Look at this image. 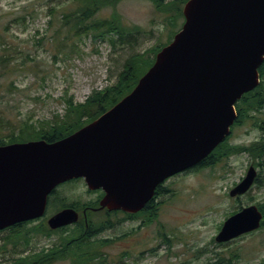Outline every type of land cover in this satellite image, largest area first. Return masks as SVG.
Instances as JSON below:
<instances>
[{
	"label": "water",
	"instance_id": "water-1",
	"mask_svg": "<svg viewBox=\"0 0 264 264\" xmlns=\"http://www.w3.org/2000/svg\"><path fill=\"white\" fill-rule=\"evenodd\" d=\"M185 22L134 90L74 134L50 143L0 146V231L42 219L50 195L83 179L105 195L99 210L137 214L165 181L202 164L230 135L236 104L261 82L264 0H189ZM258 170L250 166L231 198L245 196ZM257 205L227 218L217 243L258 231ZM65 208L47 224H76Z\"/></svg>",
	"mask_w": 264,
	"mask_h": 264
},
{
	"label": "rangeland",
	"instance_id": "rangeland-1",
	"mask_svg": "<svg viewBox=\"0 0 264 264\" xmlns=\"http://www.w3.org/2000/svg\"><path fill=\"white\" fill-rule=\"evenodd\" d=\"M53 7L56 13L50 15L48 12ZM73 7L72 0H0V58L9 59L5 64L0 63V139L8 141L28 119L38 123L64 114L65 105L60 99L67 89L78 102H84L94 90L114 82L129 57L168 44L173 30L167 22L170 14L158 11L150 0H123L117 12L124 24L139 26L144 31L137 44H118L113 49L108 42L88 38L80 43V56L65 55L58 52L55 34L62 14ZM110 15V10L99 13L103 18ZM181 24L182 20L177 28ZM261 136V131L250 125L240 126L234 128L231 142L250 144ZM251 164L247 155H236L213 168L193 170L170 179L165 187L172 192L158 200V219L142 228H139L142 219L126 221L108 231L103 238L114 239L128 232L130 236L104 247V254L109 260L128 251L131 257L125 260L126 264H264V229L228 244L215 240L231 213L264 203V167L257 168L260 183L248 194L239 200L230 197L231 190L245 177ZM57 189L58 195L49 198L48 218L59 209V195L70 202H87L98 197L97 192L88 190L84 180ZM122 218L123 215H118L112 220ZM95 220L99 223L101 218ZM6 234H0V242ZM67 234L35 238L25 255L49 249L54 244L62 245L61 237ZM166 237L170 242H166ZM12 248L10 245L8 249ZM233 253L240 256L230 262L231 254L236 255ZM10 256L6 254V260ZM2 264L8 262L3 260Z\"/></svg>",
	"mask_w": 264,
	"mask_h": 264
},
{
	"label": "trees",
	"instance_id": "trees-1",
	"mask_svg": "<svg viewBox=\"0 0 264 264\" xmlns=\"http://www.w3.org/2000/svg\"><path fill=\"white\" fill-rule=\"evenodd\" d=\"M72 1L74 2L73 9L62 14L59 20L60 25L56 30L55 35L58 37L59 53L80 56L82 54L80 43L88 38H91L94 42H108L113 49H116L118 44H137L138 37L144 34L141 27L124 24L121 15L117 12V7L123 0ZM150 1L158 11L170 14L167 19L169 26L173 28L170 32L171 36L168 43L170 44L184 24L183 8L189 0ZM104 10H110L111 15L105 18L99 17V13ZM48 13L55 15L56 9L53 7ZM22 19L24 20V18ZM180 20H182L181 27L177 28ZM49 23L52 25V21ZM64 30H67V36L62 37ZM168 44H160L144 53L129 57L114 82L104 89L94 90L82 103L78 102L75 95L67 89L64 92V96L60 99L65 105L64 114H56L52 121L41 120L38 123L28 119L22 122L18 131L12 133V137L8 141L0 139V146L35 140H46L53 143L74 134L98 119L129 95L137 86L139 80L153 66L156 55ZM4 57L6 56H1L0 63L3 62L5 64L8 62L9 59ZM259 74L261 78L260 85L254 91L245 94L236 104L238 117L231 128V132L233 134V130L236 127L250 125L261 131L260 140L253 141L250 144H234L231 142V134L195 170L213 168L218 163L229 160L236 155H247L252 160L251 165L256 168L264 167V62L259 68ZM109 81H112V77L109 78ZM80 181L73 180L61 186L74 185ZM259 183L260 177L256 181V184ZM157 191L160 192L159 195H166L172 192L170 189H161V187ZM52 195H58V189ZM59 198L61 204L58 211L65 208H73L81 213L86 206L96 205L90 201L70 202L62 199L61 195H59ZM147 206V208L137 214L121 213L123 218L119 220H111L112 218L109 217L107 218L109 222H104L101 225L95 222V213L89 212L88 221H90V228L88 230L83 226L84 217L82 215L80 223L75 225L74 228L51 230L47 224L48 215L37 220L40 222L36 225L34 224L37 221L15 225L0 232V234L7 233L3 241L0 242V264L3 263V260L8 262V264H55L64 261L69 262V264H108V256L104 254L103 248L129 237L130 233H125L114 239H97L99 230L139 219H142V225L139 227L142 228L158 219L160 205L152 206V203L149 202ZM257 206L264 215V203H259ZM261 229H264V219ZM64 233L68 234L66 237H61L64 242L62 245L54 244L49 249L43 248L40 252L35 251L25 255L26 250L32 245L35 238H51ZM166 242H170V240L167 238ZM10 245L13 247L11 250L8 249ZM6 254L11 255L10 259L6 260ZM233 254L236 255L231 254L230 262L234 257L240 256L238 253ZM126 257H131L130 252L121 253L117 263L114 264H124Z\"/></svg>",
	"mask_w": 264,
	"mask_h": 264
},
{
	"label": "flooded vegetation",
	"instance_id": "flooded-vegetation-1",
	"mask_svg": "<svg viewBox=\"0 0 264 264\" xmlns=\"http://www.w3.org/2000/svg\"><path fill=\"white\" fill-rule=\"evenodd\" d=\"M192 171H193V170H192ZM192 171H189V172H192ZM189 172H185V173L179 174V175H177V176H175V177H178V176H181V175L188 174ZM175 177H172V178H170V179H173V178H175ZM170 179H169V180H170ZM169 180H167L162 186H160L161 189H167V188L165 187V184H166ZM160 187H159V188H160ZM97 193H98V197H97L95 200L90 201L91 203L96 204L95 206H91V205L86 206V208H85L84 210H82L81 213H79V212L77 211V212L79 213V216H80V217H81V215L84 217L83 226H84V228H85L86 230H88V229L90 228V221H88V213H89V212L95 213V216H96V217H100V218H101V221L99 222L100 225H101L102 223H104V222H109V221L107 220V218H109V217L112 218V217H114V216L122 215L121 213H123L122 211H110L108 208H105V209L99 210V208H100V202H101L102 198L104 197L105 193H104L102 190L97 191ZM159 193H160V192L157 191L155 197L150 201V203H152V206H156L157 204L160 203L158 200L161 199L162 195H159ZM88 202H89V201H88ZM158 202H159V203H158ZM147 207H148V206H146V208H147ZM111 220H112V219H111ZM95 222H97V221L95 220ZM79 223H80V219H79V221H78L75 225H77V224H79ZM97 223H98V222H97ZM75 225L67 226V227H65V228H63V229L74 228ZM120 225H123V223H121V224H117V225H115V226H111V227H109V228H101V229L99 230L100 232H99V234H98V236H97V239H105V238H103L105 233H107V232L110 231V230H114V229H116V227H118V226H120ZM101 227H102V226H101ZM9 229H10V228H9ZM6 230H7V229H6ZM106 239H108V238H106ZM124 252H128V251H124ZM119 255H120V254H119ZM118 258H119V257H117V256H115V257H110V258H109V262H110V264L117 263ZM127 258H130V257H126L125 260H126ZM125 263H126V261H124V264H125Z\"/></svg>",
	"mask_w": 264,
	"mask_h": 264
}]
</instances>
